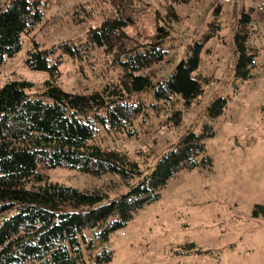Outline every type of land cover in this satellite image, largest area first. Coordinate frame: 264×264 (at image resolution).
<instances>
[{"label":"trees","instance_id":"obj_1","mask_svg":"<svg viewBox=\"0 0 264 264\" xmlns=\"http://www.w3.org/2000/svg\"><path fill=\"white\" fill-rule=\"evenodd\" d=\"M52 1L11 0L0 8V65L23 50L24 36L45 21ZM166 1L165 13L155 11V31L145 42L128 33L149 6L138 0H91L68 9L71 23L79 25L96 19L102 6L105 18L86 32L84 40L43 47L31 37L26 64L49 74L41 91L31 93L35 85L26 79L10 80L0 88V264L109 263L114 257L109 247L93 254L99 243L108 242L140 209L159 200L178 172L211 164L209 156L198 160L205 151L203 139L215 134L210 124L202 133L188 131L148 169L95 141L101 127L137 137L136 123L146 118L149 107L156 113L166 111L168 119L180 125L178 104L190 106L202 94L204 78L197 71L203 50L222 27L217 20L223 4L214 9L209 31L189 45L188 56L165 79L155 80L152 68L167 59L164 45L172 23L180 20L175 6L192 0ZM253 22V8H243L233 37L237 78L254 76L257 50L249 44ZM96 50L120 67L119 80L91 92L62 88L58 80L64 57L83 62ZM143 93L152 95L150 103ZM226 104L227 98H216L209 114H222ZM43 167L117 176L126 190L114 198L101 189L82 190L52 181Z\"/></svg>","mask_w":264,"mask_h":264},{"label":"rangeland","instance_id":"obj_2","mask_svg":"<svg viewBox=\"0 0 264 264\" xmlns=\"http://www.w3.org/2000/svg\"><path fill=\"white\" fill-rule=\"evenodd\" d=\"M86 1L91 0H53L48 4L45 21L30 36H24L23 50L0 65V88L10 80L26 79L35 85L31 93L41 91L49 74L26 64L31 37L43 47L84 40L86 32L106 16L101 6L96 19L71 23L67 10ZM10 2L0 0V8ZM138 2L149 6L136 17L128 33L145 42L155 31V11L165 13L168 1ZM222 4L217 20L222 27L203 50L197 71L204 78L203 92L190 106L178 104L180 125L170 121L166 111L156 113L149 107L146 118L136 123L137 137L103 127L98 130L97 143L128 154L142 169L153 168L160 155L188 131L202 133L204 125L210 124L215 132L203 139L205 151L198 157L201 161L209 156V166L200 164L178 172L161 190L159 200L140 209L108 242L97 245L94 255L104 246L114 252L113 260L104 264H264V209L258 207H264V9L255 8L258 4L264 7V0ZM217 6L216 0L175 6L180 20L172 23L170 39L164 45L169 49L167 59L152 68L155 80L170 75L188 56L189 45L209 31ZM243 8H253L249 44L257 50L254 76L249 79L237 78L234 69L233 37ZM121 74L111 56L96 50L83 62L65 56L58 83L69 91L91 92L118 81ZM141 97L148 103L152 100L150 93ZM219 97L227 98V104L222 114L212 117L209 107ZM41 169L54 182L82 190L101 189L111 198L126 190L117 176L99 177L65 167Z\"/></svg>","mask_w":264,"mask_h":264},{"label":"built area","instance_id":"obj_3","mask_svg":"<svg viewBox=\"0 0 264 264\" xmlns=\"http://www.w3.org/2000/svg\"><path fill=\"white\" fill-rule=\"evenodd\" d=\"M217 1V4H219V3H234L235 2V0H216ZM238 2H240V1H238ZM256 10H263L264 9V7H263V5L262 4H258L256 7Z\"/></svg>","mask_w":264,"mask_h":264}]
</instances>
